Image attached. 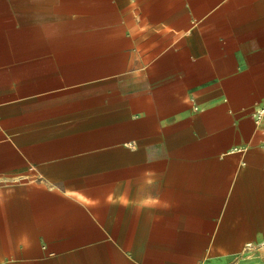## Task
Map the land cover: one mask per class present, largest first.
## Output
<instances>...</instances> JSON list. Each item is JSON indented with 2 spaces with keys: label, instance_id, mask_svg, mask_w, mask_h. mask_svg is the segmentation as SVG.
<instances>
[{
  "label": "crops",
  "instance_id": "crops-1",
  "mask_svg": "<svg viewBox=\"0 0 264 264\" xmlns=\"http://www.w3.org/2000/svg\"><path fill=\"white\" fill-rule=\"evenodd\" d=\"M0 264H264V0H0Z\"/></svg>",
  "mask_w": 264,
  "mask_h": 264
},
{
  "label": "built area",
  "instance_id": "built-area-1",
  "mask_svg": "<svg viewBox=\"0 0 264 264\" xmlns=\"http://www.w3.org/2000/svg\"><path fill=\"white\" fill-rule=\"evenodd\" d=\"M262 113H263V110H261V111L259 112L258 118L261 117Z\"/></svg>",
  "mask_w": 264,
  "mask_h": 264
}]
</instances>
